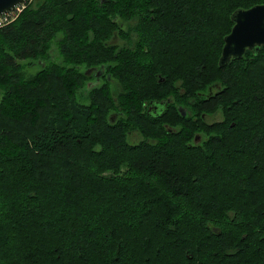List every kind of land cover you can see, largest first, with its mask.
I'll return each mask as SVG.
<instances>
[{"label": "trees", "instance_id": "trees-1", "mask_svg": "<svg viewBox=\"0 0 264 264\" xmlns=\"http://www.w3.org/2000/svg\"><path fill=\"white\" fill-rule=\"evenodd\" d=\"M262 3L34 0L2 26L0 264H264V46L219 66L232 13ZM171 5L178 24L209 17L172 34L194 39L184 63L156 59L146 34L172 25ZM30 65L41 68L30 75ZM102 66L104 82L85 88L86 70ZM132 66L148 70V86ZM84 88L90 104L77 99ZM158 96L172 97L162 119L140 108ZM198 121L210 134L200 144ZM211 175L227 180L201 184ZM153 178L166 199L132 190ZM136 199L150 205L136 213L126 203Z\"/></svg>", "mask_w": 264, "mask_h": 264}, {"label": "rangeland", "instance_id": "rangeland-1", "mask_svg": "<svg viewBox=\"0 0 264 264\" xmlns=\"http://www.w3.org/2000/svg\"><path fill=\"white\" fill-rule=\"evenodd\" d=\"M34 1V0H33ZM32 1V2H33ZM30 5V4H29ZM28 5V6H29ZM179 8V6L177 5V6H170L169 7V14H168V17H167V19H168V21L170 22V24H172V25H170V26H168V28L166 27V26H160V28L157 30V28H155L156 26H158V25H154V26H152L150 29H148L147 31H146V34L148 35V37H149V41H150V43L152 44V46H154V56H155V58L156 59H161V60H163V61H174V62H177V64L178 63H184V61L186 60L185 58H186V54H184L183 53V47L184 46H189V48H192V47H194L193 45H195V43H194V39L192 38V36H191V38H190V40H187L186 41V39H182V38H180L179 40H175V38H174V36L175 35H172V34H175V33H180V36H181V33H182V31L181 30H183L182 29V27L184 26H186L187 28H189V30H194V29H196L195 27H197L198 28V19L200 18V17H202L203 18V16L204 15H200V14H198L197 16H196V18L197 19H195V21L194 22H184L183 24H178V23H176V21L178 20V19H182L180 16H178L177 14H176V10ZM23 12V11H22ZM21 12V13H22ZM204 18H206V21H207V23L209 22L208 21V19H209V17H207V16H204ZM194 23V24H193ZM188 30V31H189ZM193 34V33H192ZM191 34V35H192ZM195 34V33H194ZM157 39V40H156ZM54 50H56V47H54V45H53V47H52ZM162 49V51H163V53L162 52H159L160 50ZM187 52V51H186ZM139 58H141L140 56H139ZM158 60V61H159ZM190 61V58H188V62ZM194 65V62H193V64H192V62H191V64L189 65V66H193ZM40 66H38V65H33V66H27L25 69H26V71H27V73L28 74H34V73H36L38 70H40ZM132 70H133V72L136 74V80H137V84L139 85H142L141 86V88H143V87H145V86H148V81H149V75H148V70H140L139 68H136L135 66H132ZM92 75V74H91ZM98 78V77H97ZM92 77H91V79L90 80H88L86 83H85V88H88V90H90V89H94V88H96V86H98V85H101L102 84V82H104V80H98V79H96V80H92ZM175 82V83H174ZM176 82H177V80L176 79H174L173 80V84L174 85H176ZM111 87H112V90L114 91V96H117V94L119 93V90H120V86H119V82H118V80L117 79H115V78H113L112 80H111ZM179 86V85H178ZM83 89L81 92H80V94L78 95V97H77V99L79 100V101H81L82 103H87V104H90L92 101H90L89 100V97L87 96V92H86V89ZM118 91V92H117ZM179 91H182V92H185V87L183 86V85H180V87H179ZM188 98H190L189 96L186 98V99H188ZM0 99H1V93H0ZM185 101V100H184ZM186 102V101H185ZM192 115V114H191ZM200 115V114H199ZM193 116H197L198 117V114L197 115H194L193 114ZM212 116H214V117H212V118H209L210 120H206L205 118H202L204 121L206 120V121H210V122H212L213 120H219V119H221L222 117H221V114H220V112L219 111H217L216 113H215V115H212ZM198 120V119H197ZM204 121H198V126H197V128L198 127H200V128H198V130H196L195 132H194V134L198 131L199 133H197L196 135H198V134H200V135H204L203 136V139L201 140L200 139V142H198V144H200V143H203V141L204 140H207L208 139V137H209V135L210 134H208L207 135V133H205L204 132V130L202 129L203 127H204V125H203V123H204ZM168 123H171L173 126V129L174 130H176V129H178L179 127H180V125H181V123H177L175 120L174 121H167ZM176 122V123H175ZM195 137V136H194ZM131 139L133 140V141H136L137 140V138H136V136L133 134V136L131 137ZM194 140V139H193ZM250 151L252 152L253 150H251V148H250ZM184 155H186V154H184ZM176 158H177V160L179 161V162H182V163H187V164H190V163H192L193 161H192V159H190V158H188V155H187V158H186V160L184 161V160H182L183 158H182V153H176ZM184 157H186V156H184ZM211 177H213L214 179H212ZM217 178H220V179H217ZM215 179H217V181L218 180H221V177L218 175L217 177H216V175H211V176H208V177H206V178H204V180L202 181V183L201 184H203V185H205V184H208V183H211L212 181H215ZM222 180H227L225 177H223L222 178ZM221 180V181H222ZM161 181L162 182H164V180H163V178L161 179ZM216 181V182H217ZM231 182V181H230ZM221 183L219 182V185H220ZM150 186V187H152L153 188V190L151 191V190H149V189H145V187L144 186ZM95 186V185H94ZM133 186H135L134 188H132V190H134L135 192H140V191H142L144 194H145V196H148V197H144V200H147V199H151V200H155L156 198H159V199H166V198H162V196H164L165 194H164V192H163V189L160 187V185H158L157 184V181L153 178V180H152V182L151 181H148V182H146V183H141V180H139L138 182H135L134 184H133ZM154 187H156L158 190H156ZM219 186H216V188H218ZM188 190H189V188H192V187H189V186H187L186 187ZM196 188H199V187H196ZM217 191V189L215 190V192ZM197 192H199V191H197ZM196 192V193H197ZM100 194L101 193H104V192H99ZM187 193V192H186ZM98 193H94V196L93 197H95L96 195H97ZM102 195H100V197H101ZM155 197V198H154ZM166 197H168L169 199H171V196H169V195H167ZM97 198H99V194H98V197ZM146 198V199H145ZM138 200L136 199L135 201H132V202H130L129 203V201H127L126 203L127 204H131V206L133 207V211L134 212H136V213H138V212H140L141 211V208H143V207H148V205L147 204H149L150 205V203H140L139 201L137 202ZM94 204H95V200H94ZM136 208V209H135ZM133 212V213H134ZM66 219V218H65ZM148 241H150V239H147ZM166 240H167V238H166ZM169 241V240H168ZM170 242V241H169ZM164 243V242H163ZM165 243H168V242H165ZM171 247V248H170ZM164 248V250H172L173 248H174V246H172V245H170V244H167V246L165 245V247H163ZM175 251H178L177 250V248L175 249ZM155 264V263H154Z\"/></svg>", "mask_w": 264, "mask_h": 264}, {"label": "water", "instance_id": "water-1", "mask_svg": "<svg viewBox=\"0 0 264 264\" xmlns=\"http://www.w3.org/2000/svg\"><path fill=\"white\" fill-rule=\"evenodd\" d=\"M23 0H0V15L11 10ZM234 22L231 32L224 37L219 66H225L233 58L243 57L247 50L258 53L264 46V3L256 4L248 9L237 8L232 13ZM95 68H88L86 73L91 75ZM104 66L98 68V78L103 75ZM186 115V112L183 111Z\"/></svg>", "mask_w": 264, "mask_h": 264}, {"label": "flooded vegetation", "instance_id": "flooded-vegetation-1", "mask_svg": "<svg viewBox=\"0 0 264 264\" xmlns=\"http://www.w3.org/2000/svg\"><path fill=\"white\" fill-rule=\"evenodd\" d=\"M114 38H115V40H114L115 45H120V40L118 39L117 34L115 35ZM97 69L98 68H95V70L92 72V75H90V76H92V80H96V79H98L99 81L103 80L105 73H103V75H101L99 78H97L98 77L96 74ZM109 76H110V74H109ZM137 97L139 100H142L139 96H137ZM143 101L144 102L141 106L138 103H137V105L140 106V108L143 112H145L149 115L148 117L153 116V117H156L158 119H162L163 116L166 113H168V111H169L168 105H170L172 103V97H170V96H167V97H163V96L150 97L149 100L143 99ZM178 110H180L182 114H183V111H185L186 114L189 112V109H186V107H184L183 105H179ZM122 114H123V112L121 113V115ZM113 116H115V118H118L117 114L113 115ZM212 117H214V116L206 115L205 113H203V118H205L206 120H210L209 118H212ZM213 121H215V120H213ZM163 123H164L165 127L168 124V123H166V121H164ZM168 129H169V131L174 130L173 127H168ZM197 133H199V132L197 131L194 134L195 135L194 140H193L194 143L200 142V139L202 140L203 136H204V135H200V134L196 135ZM133 134L137 138V140H136L137 143H138V141L142 140V138H146L145 132L142 130L141 127H138V126L135 128V131L133 133H129L130 138L133 136ZM148 139L151 140L152 139L151 136L148 137Z\"/></svg>", "mask_w": 264, "mask_h": 264}, {"label": "built area", "instance_id": "built-area-1", "mask_svg": "<svg viewBox=\"0 0 264 264\" xmlns=\"http://www.w3.org/2000/svg\"><path fill=\"white\" fill-rule=\"evenodd\" d=\"M33 0H23L21 3L13 7L11 10L0 15V28L13 22L21 12L32 3Z\"/></svg>", "mask_w": 264, "mask_h": 264}]
</instances>
